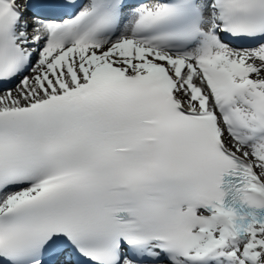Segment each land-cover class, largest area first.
Wrapping results in <instances>:
<instances>
[{"label": "snow or ice", "instance_id": "snow-or-ice-1", "mask_svg": "<svg viewBox=\"0 0 264 264\" xmlns=\"http://www.w3.org/2000/svg\"><path fill=\"white\" fill-rule=\"evenodd\" d=\"M0 264H264V0H0Z\"/></svg>", "mask_w": 264, "mask_h": 264}]
</instances>
